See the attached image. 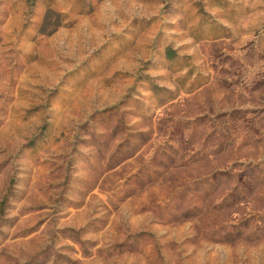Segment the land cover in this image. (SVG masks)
Returning <instances> with one entry per match:
<instances>
[{
    "label": "rangeland",
    "instance_id": "374dc122",
    "mask_svg": "<svg viewBox=\"0 0 264 264\" xmlns=\"http://www.w3.org/2000/svg\"><path fill=\"white\" fill-rule=\"evenodd\" d=\"M0 264H264V0H0Z\"/></svg>",
    "mask_w": 264,
    "mask_h": 264
}]
</instances>
